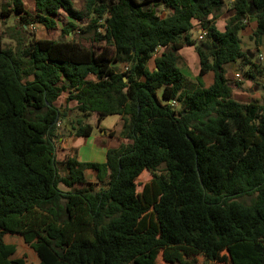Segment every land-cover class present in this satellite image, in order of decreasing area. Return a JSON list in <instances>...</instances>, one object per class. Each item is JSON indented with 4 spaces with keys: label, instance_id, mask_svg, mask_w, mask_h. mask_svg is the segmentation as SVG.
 <instances>
[{
    "label": "trees",
    "instance_id": "1",
    "mask_svg": "<svg viewBox=\"0 0 264 264\" xmlns=\"http://www.w3.org/2000/svg\"><path fill=\"white\" fill-rule=\"evenodd\" d=\"M3 1V18L30 14L24 0ZM228 6L234 16L221 32L215 21ZM35 8L47 28L61 10L89 19L81 31L94 46L36 39L11 49L0 38V264H26L9 240L34 244L32 264H160L161 253L170 261L180 251L205 264H264V106L231 99L225 69L259 68L240 33L254 19L253 37L264 36V0H85L79 11L72 0H35ZM198 27L207 31L200 43ZM189 46L199 57L195 82L177 55ZM63 93L75 107L57 106ZM94 114L121 116L133 146L110 150L105 163L58 160V139L90 137ZM145 171L152 179L139 193Z\"/></svg>",
    "mask_w": 264,
    "mask_h": 264
},
{
    "label": "crops",
    "instance_id": "2",
    "mask_svg": "<svg viewBox=\"0 0 264 264\" xmlns=\"http://www.w3.org/2000/svg\"><path fill=\"white\" fill-rule=\"evenodd\" d=\"M234 16V11L230 6L223 9L215 21L217 29L223 32L226 28L227 23ZM68 22H74L71 18ZM67 22V23H68ZM257 22L250 19L246 23V28L240 33V39L242 42V37L248 39V44L246 48L242 49L250 57L252 62L259 66V68H252L250 65L249 76L250 81L245 83L243 80L238 82L235 79L236 74H240L238 69L246 67L238 61L236 63L229 64L225 67L226 78L229 81V87L232 93L233 100L240 103H249L257 99L263 89L262 85L255 81L256 76H258L264 69V60L259 61V56H264V36H259L257 39H253V33L256 30ZM200 27H198L199 29ZM196 30V29H195ZM194 30V31H195ZM193 31V32H194ZM165 49H158L155 56L161 54ZM180 57V65L182 67V72L184 76L190 82H195L196 77L200 72L199 57L193 46L185 47L180 52L177 53ZM154 64V65H153ZM249 66V65H248ZM115 67L120 70L124 69V65H115ZM149 69L153 70L155 68L154 59L148 63ZM241 75V74H240ZM242 77V75H241ZM214 83V74L209 72L203 77V84L205 87H210ZM68 101V93H63L57 102V106H67L69 104L70 109L76 106L73 101ZM71 114V112H69ZM93 122L88 121L94 127L93 134L88 138L83 137H64L59 138L57 142L58 150V160L59 150L64 153L63 161L67 156H74L78 161L86 163H105L107 161V154L110 150H116L121 147L130 148L133 146V141L124 138L121 134L122 131V117L121 116H108L102 120H98L97 115L94 114L90 117ZM95 134V136H94ZM83 138V140H78ZM86 179L91 183H97V173L92 170L85 171Z\"/></svg>",
    "mask_w": 264,
    "mask_h": 264
},
{
    "label": "rangeland",
    "instance_id": "3",
    "mask_svg": "<svg viewBox=\"0 0 264 264\" xmlns=\"http://www.w3.org/2000/svg\"><path fill=\"white\" fill-rule=\"evenodd\" d=\"M2 5H5L6 2L3 0H0ZM26 10L30 13L29 15L25 16L24 19H18V17H11V18H3L0 15V38L3 40L5 48H11L16 49L18 48V44L21 41L22 43H29L32 40H39V39H46V40H53V41H78L81 44H83L85 47L93 48V44L91 41L92 34L91 33H83L81 30L85 29L86 26L89 24V19H84L83 21H77L75 24L77 26L73 29L72 32H69V25H67V22L70 20V17L67 15L66 12L60 11L59 16L55 17L56 25L53 28H47L42 23L39 22L37 10L35 8V0H24ZM73 7L76 10H83L85 5V0H72ZM27 20L28 26L25 27V29L22 31L21 26L24 24V21ZM254 20V19H252ZM197 27V26H196ZM76 28V29H75ZM68 29V30H67ZM75 29V30H74ZM67 30V32H65ZM201 31V28H196V30L192 33V38L197 42L200 43L203 40H199V32ZM253 37V36H252ZM253 39H255L253 37ZM248 39H245L242 37V46L243 48H246V45L248 44ZM102 45L97 44L96 47H101ZM154 65V64H153ZM125 69V67H124ZM251 68L250 65L244 66L243 68H239L238 71L242 75V80L247 83L250 81V72ZM255 81L260 83L263 87L260 96L251 102H256L262 106H264V69L263 72H261L258 76H256ZM229 83V81H228ZM160 100L163 104H168L167 99L163 97L161 92H159ZM232 96V93H231ZM233 99V98H231ZM64 111L66 109H70L69 104L67 106H61ZM72 109V108H71ZM93 122L90 118L87 120ZM65 124L62 123V128H65ZM95 136V134H94ZM83 140V138L78 139ZM64 153L59 150V159H63ZM59 174L64 175L66 171V167L63 165L58 164ZM160 172L163 171V167L159 170ZM152 179V175L145 171L137 180L138 183V192L142 193L144 187L149 184V182ZM60 189L64 191H68V188H66L64 185L59 186ZM252 198L251 197H245L240 199V201L250 204ZM21 243V246L16 242ZM9 245L13 244L16 246V248H13V251L16 252L15 258L20 260L23 263L26 264H32V253L35 251L33 250L34 244L31 241H25V240H9ZM158 262L160 264H205V260L200 256H194V257H187L182 251L172 253L171 259L167 258V256H163L162 253L159 255ZM12 264H19L18 262L12 263Z\"/></svg>",
    "mask_w": 264,
    "mask_h": 264
},
{
    "label": "built area",
    "instance_id": "4",
    "mask_svg": "<svg viewBox=\"0 0 264 264\" xmlns=\"http://www.w3.org/2000/svg\"><path fill=\"white\" fill-rule=\"evenodd\" d=\"M207 35V31L206 30H201L200 32H199V36H198V38H199V40H203L204 38H205V36ZM264 60V56L263 55H260L259 56V61L260 62H262ZM127 68H125V70H126ZM235 79L238 81V82H241L242 81V77H241V75L240 74H236V76H235ZM172 106H174V107H176L177 106V103L175 102V101H170L169 102Z\"/></svg>",
    "mask_w": 264,
    "mask_h": 264
}]
</instances>
